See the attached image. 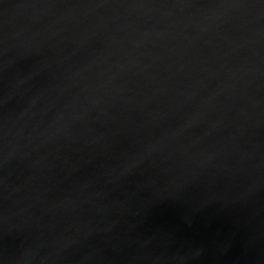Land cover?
Here are the masks:
<instances>
[{
  "label": "water",
  "instance_id": "obj_1",
  "mask_svg": "<svg viewBox=\"0 0 264 264\" xmlns=\"http://www.w3.org/2000/svg\"><path fill=\"white\" fill-rule=\"evenodd\" d=\"M0 264H264V0H0Z\"/></svg>",
  "mask_w": 264,
  "mask_h": 264
}]
</instances>
